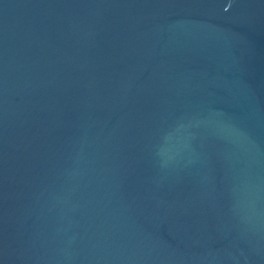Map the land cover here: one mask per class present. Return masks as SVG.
<instances>
[{"label": "water", "instance_id": "1", "mask_svg": "<svg viewBox=\"0 0 264 264\" xmlns=\"http://www.w3.org/2000/svg\"><path fill=\"white\" fill-rule=\"evenodd\" d=\"M0 264H264V0H0Z\"/></svg>", "mask_w": 264, "mask_h": 264}]
</instances>
